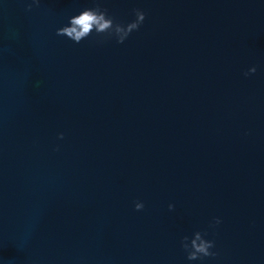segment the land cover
<instances>
[{
  "label": "water",
  "instance_id": "water-1",
  "mask_svg": "<svg viewBox=\"0 0 264 264\" xmlns=\"http://www.w3.org/2000/svg\"><path fill=\"white\" fill-rule=\"evenodd\" d=\"M29 3L0 0V264H264V0ZM97 4L146 19L56 35Z\"/></svg>",
  "mask_w": 264,
  "mask_h": 264
},
{
  "label": "clouds",
  "instance_id": "clouds-1",
  "mask_svg": "<svg viewBox=\"0 0 264 264\" xmlns=\"http://www.w3.org/2000/svg\"><path fill=\"white\" fill-rule=\"evenodd\" d=\"M40 0H31L27 5L26 11H31L33 6L39 7ZM135 19L127 24L115 21V19L108 14L107 9L101 8L99 4L95 7L85 8L78 15L71 16L68 24L59 28L56 32L57 36L65 37L75 44H80L82 41L88 39L95 34V37L100 38V42L115 39L119 44H123L129 36L138 31L140 26L146 19L145 13L139 9L134 11ZM256 68L252 67L244 75L255 74ZM60 139H63V134H60ZM169 211H172L174 206L169 205ZM143 203L136 202L135 210L142 211ZM221 223L218 218H214L213 223L209 225L210 228H215ZM208 233L196 231L192 238L185 236L181 240V248L186 254V259L189 262L201 261L205 259L214 258L217 253L212 251L215 248L213 240L206 239Z\"/></svg>",
  "mask_w": 264,
  "mask_h": 264
}]
</instances>
